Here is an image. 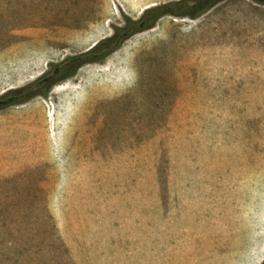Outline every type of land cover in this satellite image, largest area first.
I'll return each instance as SVG.
<instances>
[{
	"label": "rangeland",
	"instance_id": "1",
	"mask_svg": "<svg viewBox=\"0 0 264 264\" xmlns=\"http://www.w3.org/2000/svg\"><path fill=\"white\" fill-rule=\"evenodd\" d=\"M170 4L98 62L36 82ZM0 264H261L264 3L0 0Z\"/></svg>",
	"mask_w": 264,
	"mask_h": 264
},
{
	"label": "trees",
	"instance_id": "2",
	"mask_svg": "<svg viewBox=\"0 0 264 264\" xmlns=\"http://www.w3.org/2000/svg\"><path fill=\"white\" fill-rule=\"evenodd\" d=\"M188 1L184 0V2ZM254 1L264 3V0ZM166 14L178 15L174 12L170 4L148 8L143 11L139 19H126L122 27L114 28L110 37L95 43L87 51L68 57L60 63L52 64L50 71L36 82V85L39 87L38 93L44 95L48 87L55 82L57 77H69L82 65L102 60L111 52L115 51L131 35L152 28L155 22ZM19 93L20 90H12L9 98H6L7 96L5 95L0 96V109L18 103L19 101L16 99V95ZM261 264H264V260Z\"/></svg>",
	"mask_w": 264,
	"mask_h": 264
}]
</instances>
